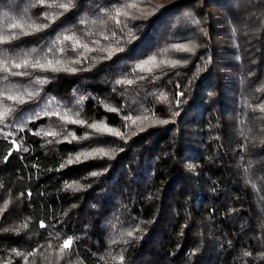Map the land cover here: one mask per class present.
<instances>
[{"label":"trees","instance_id":"trees-1","mask_svg":"<svg viewBox=\"0 0 264 264\" xmlns=\"http://www.w3.org/2000/svg\"><path fill=\"white\" fill-rule=\"evenodd\" d=\"M61 2L0 0V264H264V0Z\"/></svg>","mask_w":264,"mask_h":264},{"label":"snow or ice","instance_id":"snow-or-ice-1","mask_svg":"<svg viewBox=\"0 0 264 264\" xmlns=\"http://www.w3.org/2000/svg\"><path fill=\"white\" fill-rule=\"evenodd\" d=\"M41 3L44 2V0H40ZM59 8L63 9L64 12H67L70 10V8L72 7V0H66V2H61V3H58L57 5ZM137 7V4L136 3H129L126 5V8L130 9V8H136ZM129 16L131 15L128 11L124 10V9H117L116 10V13H115V22L117 24L120 23V20H119V17L120 16ZM55 19V17H53V20ZM13 28H16L17 25L13 24L12 25ZM44 27H47V25H44ZM35 31H39L40 28L37 27L34 29ZM129 36L131 37V33H129ZM65 40L67 41H74V45H73V50H75L76 48L78 47H86V45H82L81 42L77 39H75V37L73 36H65L64 37ZM175 47H181L183 48V50L185 51H191L190 48H188L187 46H175ZM123 49H118L117 51H122ZM112 52H109V56L108 58H111L112 56ZM61 63V61L57 60L55 62V65H59ZM72 63H79L78 60L76 61H72ZM166 63L165 61H161L160 64H164ZM167 63H169L171 66H176V64L179 63V61H168ZM160 64H157L156 63V58L155 57H151L139 64L136 65V70L137 71H141V72H152L154 68H158L160 67ZM29 65V61L28 60H24L23 61V66L27 67ZM52 61H47L46 63H41L40 61H36L35 63L31 64V67L33 69H39L41 71H51V72H57V71H76V69L74 68H71V67H63V68H60V67H56ZM148 65H151V67H149ZM15 68H20L22 67V65L20 63H17L14 65ZM26 73H15V75H25ZM141 79H143V77H141ZM39 83H44V80H40L38 81ZM118 83H128V84H131L133 83V81L131 80H127V81H118ZM32 93H28V96L31 98L32 97ZM9 100H17L18 98L17 97H12V96H9L8 97ZM19 103H24V101L22 99H19ZM113 111H115V109H112ZM7 115V112H0V120H2L4 118V116ZM130 119V118H129ZM73 123H76V121H72ZM83 123V122H81ZM159 123H167V121H159ZM90 127H92L93 129H95L97 132H105V133H109V134H113V135H116V136H121L122 134L118 131H114L112 128H109L107 125H104L103 128L93 124V125H90ZM51 134V133H49ZM109 155V153L107 152H104L102 149L99 150V152H96L95 155ZM94 155L93 152H87V153H81L80 155H77L75 157V162H82L81 161V156H83L85 159L89 158V157H92ZM69 164L73 163L72 160H69L68 161ZM97 173H92V175H96ZM67 187L69 188H72V185H68ZM76 190V189H74ZM43 227V225H41ZM129 236L132 235V233H128ZM72 244V241L71 240H66L64 241V244H63V248L64 249H68Z\"/></svg>","mask_w":264,"mask_h":264}]
</instances>
